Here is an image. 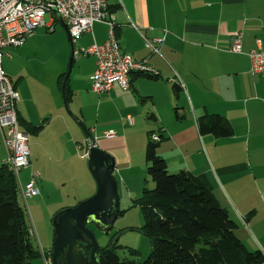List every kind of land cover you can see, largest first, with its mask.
I'll return each instance as SVG.
<instances>
[{
    "label": "crops",
    "instance_id": "obj_1",
    "mask_svg": "<svg viewBox=\"0 0 264 264\" xmlns=\"http://www.w3.org/2000/svg\"><path fill=\"white\" fill-rule=\"evenodd\" d=\"M107 2L122 52L136 61L145 60L153 67L154 78L132 74L128 89L114 86L95 94L90 90L95 60L76 55L71 62L72 71L77 64L76 74L67 78L61 97L66 73L58 61L54 65L38 57L36 37L41 34L34 35L40 32L36 29L1 59L19 96L16 114L21 130L30 135L29 155L43 152L46 159H54L62 144L73 150V140L83 138L80 127L90 136L101 131L95 144L113 158L115 180L116 172L146 169L145 149L156 128L157 154L168 171L204 176L220 206L237 223V238L250 251L264 254V81L251 75L247 56L257 40L264 45V0ZM54 23L45 27H55ZM235 34L240 36V53L231 50ZM107 36V26L95 23L80 38L88 47L103 43ZM141 36L163 39L158 53L145 48ZM89 113L96 117L94 129L85 124ZM209 115L227 120L232 135L199 133L198 118ZM32 127L37 132L31 133ZM113 129L114 138L103 136Z\"/></svg>",
    "mask_w": 264,
    "mask_h": 264
},
{
    "label": "trees",
    "instance_id": "obj_2",
    "mask_svg": "<svg viewBox=\"0 0 264 264\" xmlns=\"http://www.w3.org/2000/svg\"><path fill=\"white\" fill-rule=\"evenodd\" d=\"M197 126L201 134L232 135L230 124L219 115L200 117ZM28 129L31 133L38 130ZM158 143L149 139L145 149L146 174L154 186L143 188L137 199L144 217L142 231L151 246L142 264H264L260 250L250 251L237 238V223L220 206L207 179L186 171L170 173L157 154ZM18 196L14 175L1 165L0 264H30L41 256L48 260V254L30 242ZM115 247L100 248L99 264H128L119 259ZM84 251L89 248L84 247Z\"/></svg>",
    "mask_w": 264,
    "mask_h": 264
},
{
    "label": "rangeland",
    "instance_id": "obj_3",
    "mask_svg": "<svg viewBox=\"0 0 264 264\" xmlns=\"http://www.w3.org/2000/svg\"><path fill=\"white\" fill-rule=\"evenodd\" d=\"M53 20V15L50 12H45L43 16L44 26L38 28L40 32L35 31L34 33V35L41 34V36L36 37V39L40 40L37 43L40 46L37 55L43 62L50 61L54 63L58 61L57 63L63 65V72L66 73L70 59V43L57 22L54 23L55 27H45V25H49ZM52 28H55L54 32H52ZM81 39L79 38L77 46L73 47L74 51L78 47H86ZM79 56L81 58L85 57L83 59H87L86 57H88L83 55ZM74 57L77 58L76 54H74ZM72 66L68 78L70 76L74 77L76 74L77 64L75 65L74 71H72ZM91 85L90 82V90L92 91ZM62 94L63 92H61V97L64 95ZM68 109L66 112L68 111L69 113ZM88 117L85 119V124L87 127L92 126L94 129L96 117L91 113H89ZM78 130L83 135V138L73 140L70 144L73 150L67 148L66 144H62L59 154L54 159H46L48 158V154L44 156L45 154L43 152H39V156L38 154L36 156L34 154L29 155L28 167L18 173L22 186L29 182L32 174H38L36 184L39 194L26 201L19 194L18 203L24 211L25 222L31 233V244L41 253L48 254L47 257H49L53 241L54 230L52 218L54 214L61 209L74 207L79 202L91 197L95 192L96 186L87 166V156H83L88 149V133L83 127H80ZM23 131L26 133V130ZM106 131L116 133L117 130ZM98 132L92 133L91 137L93 139L95 137L98 138L101 131ZM155 132L156 128H154V132L149 134V139L156 135L154 134ZM30 143L31 139L28 141V150ZM38 150L39 148H36V152ZM5 158L6 156L0 158V162ZM114 176L121 214L117 216L111 230L107 233L98 232L93 227L90 228L94 233L99 248L115 245L114 252L121 261L128 264H142L148 257L151 246L149 239L142 231L144 217L142 208L137 203V199L141 196L143 188L152 189L154 184L148 178L146 169H142L141 172L138 170L134 174H119L116 172ZM30 262V264H44V257L41 256Z\"/></svg>",
    "mask_w": 264,
    "mask_h": 264
},
{
    "label": "built area",
    "instance_id": "obj_4",
    "mask_svg": "<svg viewBox=\"0 0 264 264\" xmlns=\"http://www.w3.org/2000/svg\"><path fill=\"white\" fill-rule=\"evenodd\" d=\"M51 8L66 24L72 45L82 35L90 33L95 23L107 26L108 36L103 43L93 42L86 48L74 51L76 55L92 56L95 60V69L90 78L94 93H107L114 86L126 90L132 74L155 75L153 67L145 60L136 61L122 52L114 34V25L109 19L107 0H0V131L6 151V158L0 162V166H7L14 175L18 193L24 201L39 194L36 184L38 174H32L29 182L21 185L18 173L29 164L28 134L20 128L16 114L19 96L1 66V59L8 49L22 46L36 29L44 26L43 16ZM141 37L145 48L158 53V45L163 39ZM231 50L240 53L238 34L233 37ZM247 56L251 75L264 81V45L260 40L256 41V48L250 50ZM127 122L131 124L132 118L128 116ZM103 136L112 138L114 133L104 132ZM151 139L159 141L156 135ZM87 151L83 156H87ZM44 262L50 264L49 259Z\"/></svg>",
    "mask_w": 264,
    "mask_h": 264
},
{
    "label": "water",
    "instance_id": "obj_5",
    "mask_svg": "<svg viewBox=\"0 0 264 264\" xmlns=\"http://www.w3.org/2000/svg\"><path fill=\"white\" fill-rule=\"evenodd\" d=\"M50 12L70 43L68 69L62 82L63 92L74 50L66 24L54 8H51ZM87 141V166L95 182V192L74 207L61 209L54 214L53 241L48 257L50 264H99L100 248L90 227L107 233L119 215V200L112 175L114 160L96 146L90 135H87ZM84 247H88L89 251L85 252Z\"/></svg>",
    "mask_w": 264,
    "mask_h": 264
}]
</instances>
